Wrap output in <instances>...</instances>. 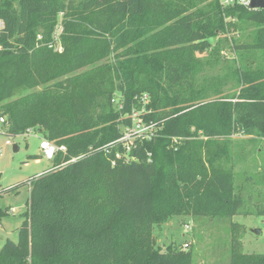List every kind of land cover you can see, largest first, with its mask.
<instances>
[{
    "label": "trees",
    "instance_id": "1",
    "mask_svg": "<svg viewBox=\"0 0 264 264\" xmlns=\"http://www.w3.org/2000/svg\"><path fill=\"white\" fill-rule=\"evenodd\" d=\"M201 1L0 0L5 134L38 129L65 147L50 170L26 181L18 240H5L0 264H192L190 251L157 246L155 224L175 215L264 217V205L244 211L227 166L232 135L264 140V8L211 0L192 10ZM241 23L252 30L232 41L231 66L201 78L214 61L195 52ZM111 52L113 63L71 74ZM133 110L153 131L133 138L128 159L116 141ZM5 214L0 208V220ZM235 232L228 264H264V253L242 251Z\"/></svg>",
    "mask_w": 264,
    "mask_h": 264
},
{
    "label": "rangeland",
    "instance_id": "2",
    "mask_svg": "<svg viewBox=\"0 0 264 264\" xmlns=\"http://www.w3.org/2000/svg\"><path fill=\"white\" fill-rule=\"evenodd\" d=\"M210 1L203 0L192 10L203 7ZM61 17L62 15L59 14L58 25L54 33V38L57 39L55 40V47L60 50H58L59 52L63 50L59 37L62 31ZM229 19L231 18H226L227 21ZM230 21L234 20L231 19ZM157 29H161V26H157ZM251 30L250 23H241L237 30H230L210 39L211 48L215 47L216 49L215 53H211V48L205 51H196V57L203 61L207 59L214 61L211 65H204V69L200 71V77L206 79L224 74L227 68L231 66L234 57L232 41L237 39L248 40V34ZM114 55L115 53L111 52L71 74L82 72L88 68L111 64L115 61ZM228 82L227 87L233 85L230 79ZM41 88L42 86L29 89L28 92ZM26 92L23 89L18 90L11 99ZM147 100L148 96L144 94L141 98L142 105ZM113 104L115 109L120 108L121 93L118 91L113 94ZM136 113L137 111L133 110L131 124L119 125L123 141L129 142L133 141V138L140 137L137 136L139 131L135 132L137 130L135 126L137 123ZM151 131H153L152 128H150L149 134ZM8 139L11 140L12 144L6 143ZM42 139L43 133L38 129L9 137L5 134V128L2 120H0V191H2L0 208L6 210V214L0 220V247L6 239L13 242L18 240L17 228L24 219L23 214L29 197L30 186L26 181L53 167L52 160L45 158L40 150ZM231 141L234 160L227 166H232L235 173V184L237 188H240L241 195L245 199L244 211L254 212L255 205H264V180H261V183L256 180L264 170V140H256L250 136L244 137L236 134L232 135ZM14 146L17 148L16 150H14ZM243 172L248 175V178L244 179ZM233 223L241 225V228L236 229V232L232 230ZM255 229H259V232L256 233ZM234 232L244 253H264V217L254 213H242L232 217L175 215L162 223L155 224L153 227V235L160 249L165 250L170 246L176 250L190 251L192 264H228Z\"/></svg>",
    "mask_w": 264,
    "mask_h": 264
},
{
    "label": "built area",
    "instance_id": "3",
    "mask_svg": "<svg viewBox=\"0 0 264 264\" xmlns=\"http://www.w3.org/2000/svg\"><path fill=\"white\" fill-rule=\"evenodd\" d=\"M251 0H223L221 1V4L226 6V5H231L233 3H237V4H240V5H243L245 7H248L249 4H250ZM3 27V21L0 20V29ZM55 40L56 37L54 38ZM57 50H59L57 47H56ZM60 51V50H59ZM0 120H3L2 118H0ZM135 126L137 128V130L135 132H138L139 131V134L137 136H142V135H145V136H149V130L150 128L153 129V125H146L142 122H139L137 120V123H135ZM152 133V131H151ZM150 133V135H151ZM117 142H120L123 144V148L124 150L126 151L125 153V156L128 157V159H134L133 157H129V151L131 149V142L132 141H123L122 139V136L116 141ZM7 144H12L11 140L8 139L6 141ZM114 144V143H111V145ZM108 146V145H107ZM40 150L43 154V156L47 159H50L52 160L54 158V155L55 153L58 151V150H61V151H65V147L63 145H56L55 143L43 138L40 142ZM116 156H119V154H116Z\"/></svg>",
    "mask_w": 264,
    "mask_h": 264
},
{
    "label": "water",
    "instance_id": "4",
    "mask_svg": "<svg viewBox=\"0 0 264 264\" xmlns=\"http://www.w3.org/2000/svg\"><path fill=\"white\" fill-rule=\"evenodd\" d=\"M249 9H257V8H264V0H251L249 6ZM17 148L14 146V150ZM255 232L258 233L259 229H255Z\"/></svg>",
    "mask_w": 264,
    "mask_h": 264
},
{
    "label": "crops",
    "instance_id": "5",
    "mask_svg": "<svg viewBox=\"0 0 264 264\" xmlns=\"http://www.w3.org/2000/svg\"><path fill=\"white\" fill-rule=\"evenodd\" d=\"M240 136H244V135H240ZM244 137H249V136H244Z\"/></svg>",
    "mask_w": 264,
    "mask_h": 264
}]
</instances>
